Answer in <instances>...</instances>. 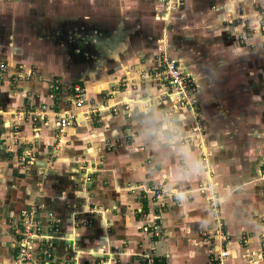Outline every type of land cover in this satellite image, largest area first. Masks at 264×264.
Listing matches in <instances>:
<instances>
[{"label":"crops","instance_id":"crops-1","mask_svg":"<svg viewBox=\"0 0 264 264\" xmlns=\"http://www.w3.org/2000/svg\"><path fill=\"white\" fill-rule=\"evenodd\" d=\"M182 3L169 11L157 0H0V63L9 67L0 72V264H10L14 245L3 220L32 204L61 264H138L142 254L161 264H218L222 251L221 264H264V0ZM160 44L194 80L201 136L188 110L159 97L152 76L134 89L119 83L160 73ZM15 67L34 76L14 82ZM223 99L227 118L232 106L251 108L234 117L245 119V131L215 121ZM43 105L47 119L34 120ZM57 114L76 116L62 135ZM150 186L162 190L160 201L145 194ZM82 220L92 225L76 227ZM150 223L157 237L143 231Z\"/></svg>","mask_w":264,"mask_h":264},{"label":"built area","instance_id":"built-area-1","mask_svg":"<svg viewBox=\"0 0 264 264\" xmlns=\"http://www.w3.org/2000/svg\"><path fill=\"white\" fill-rule=\"evenodd\" d=\"M162 4L167 10L173 11L180 9L183 5L182 0H157ZM257 19L259 20V27L257 32L264 33V13H261ZM249 33H255L256 30L252 28H247ZM160 52H162L161 61H163L162 70L160 73L156 74L157 81L159 82L158 92L159 97H174L176 103L174 109L184 108L192 114L194 118V123H192L191 131L195 132L197 135L202 134V125L200 124L198 118L199 114L196 112L197 101L195 99L196 86L194 80L189 75H184L181 73L180 68L177 66V63L173 60L168 59L165 45L160 47ZM9 70V67L6 64L0 63V72L4 73ZM14 76L13 81H20L25 78H32L34 75L31 72H25L22 68H13ZM58 83L53 82L50 84L51 94L49 95L50 99L54 97V94L58 90ZM74 96L73 102L75 103L76 108H82L85 102L83 97V90L80 87H74ZM153 99L146 102H152ZM142 102V104L146 103ZM178 107V108H177ZM43 111L33 112L32 118L34 120H44L47 119V114L49 111L45 105L42 106ZM48 111V112H47ZM115 111V109L113 110ZM56 121L54 122L55 128L58 131L59 135H62L65 129L76 122V116L73 114H57ZM197 118V119H195ZM198 120V121H197ZM30 153L26 154V157H31ZM25 158L21 159V162L24 164L28 163V160ZM32 158V157H31ZM202 162L204 165L207 164V155L202 153ZM44 177V175H43ZM261 186L263 188L264 195V162L260 168V177ZM86 181H90L89 174L86 177ZM209 189V188H208ZM145 194H150V199L153 201H160L163 193L160 189L148 188L146 189ZM203 193V190L200 191ZM209 205L215 209V198L214 196H208ZM162 206V205H160ZM41 210V206L38 204H32V206L20 214V234L19 239L14 242V264H56L57 260L54 256V245L53 240L54 236L45 235L42 233V223L38 218V213ZM88 213H92L89 211ZM48 217L53 218L51 213H48ZM78 218V216H77ZM85 220H82L81 224L84 225ZM78 224L76 227H78ZM91 220H88V226H91ZM52 231L57 232L58 224L57 221L50 222ZM143 231L148 233L150 237H157L159 233L155 231L154 223H150L142 226ZM217 234V233H216ZM204 238H208L209 235L203 234ZM228 253L226 251L219 252L217 255V262L221 264L222 260ZM264 258V253L261 255ZM138 264H159L158 256L154 254H142L140 255Z\"/></svg>","mask_w":264,"mask_h":264},{"label":"rangeland","instance_id":"rangeland-1","mask_svg":"<svg viewBox=\"0 0 264 264\" xmlns=\"http://www.w3.org/2000/svg\"><path fill=\"white\" fill-rule=\"evenodd\" d=\"M112 28H115V26L114 27H112ZM77 29V28H76ZM96 29H98V28H96ZM76 34H78V32H76ZM177 40V37H172V39L170 40V46H171V44H172V49H175V50H179V44L178 43H175V42H173V41H176ZM77 45H78V43H76ZM162 45H165V48H166V53H167V45L166 44H160V46L158 45L157 46V57H156V61L160 64V66H162L163 65V61H161V56H162V52H160L159 50H160V47L162 46ZM174 45V46H173ZM176 45H178V46H176ZM168 54V53H167ZM160 59V60H159ZM168 59H170V60H173V61H175L176 63H177V66L180 68V71H181V73L182 74H184V75H189V74H185V73H183L182 72V70H181V67H180V62L177 60V59H172V58H170L169 56H168ZM161 63H162V65H161ZM161 68V67H160ZM153 72L154 71H152V70H149L147 73H144V74H141L140 76H139V80H136V79H134L132 82H128L129 80H126V82H124V81H120L119 83H121V84H127V85H125V86H130L132 89H134V88H136V87H138L139 85H140V83L142 82V81H144V79H146V78H148V77H153L155 80H157V78L155 77L156 76V74H153ZM189 76H191V75H189ZM68 77H70V78H73L74 76H66V78H68ZM89 78H90V76H88ZM79 79H84V78H82V77H80V78H78V80ZM87 81V80H86ZM14 82H17V81H14ZM83 82V81H82ZM58 83V82H57ZM74 87H78V85H74L73 86V88ZM225 88H227V85H226V87ZM234 92H236V93H238L237 91H234ZM227 93V92H226ZM161 98L162 99H164V98H166L165 96H161ZM229 99H227V100H225V99H223V101L221 102V103H219L218 105H215V107H216V109H215V112H216V116L217 117H219V118H214V119H216L215 121H217V122H220V120H223V121H229L228 122V126H230V128L231 129H234V128H237V131H240V130H242V128L243 127H245V125H247L246 123H244V122H246L245 121V119L244 118H234V117H239V115H242V114H244L246 117H247V115H248V111L251 109V108H248V110H247V108H246V106H243V104L241 103V105H236V106H232L231 108L236 112V115H234L232 118H227L228 117V115H231V113H229V110H228V107L231 105V104H229L227 101H228ZM232 100V99H231ZM224 101H225V103H224ZM156 102V101H155ZM176 103V102H175ZM175 105V104H174ZM124 106H127V108H126V110H128V111H130V109H131V106L130 105H124ZM145 107V106H144ZM178 108V107H177ZM179 109H181V108H179ZM182 109H184V108H182ZM172 110H176V109H174V108H172ZM196 112L199 114V109L197 108V106H196ZM36 112H39V114H40V112L41 111H43V109H42V107H41V109H38V110H35ZM14 115H16V117L17 118H21L22 116H23V114L21 113V112H15V114ZM189 116H190V126H192V123H194V118H192V114L190 113L189 114ZM253 117H254V114H253ZM252 117V118H253ZM195 119H197V118H195ZM246 119H248V118H246ZM255 119V118H254ZM198 120H199V122H200V124L202 125V122H201V118H198ZM197 120V121H198ZM238 122V123H237ZM202 131H203V126H202ZM242 131H245V129L244 130H242ZM261 152H263L264 153V146H263V148H262V150H261ZM260 177V176H259ZM259 177H258V181L260 182V180H259ZM150 187H153V186H150ZM208 186H206V187H202V188H204V190H203V193L202 194H207V192L209 191V192H211L212 190L211 189H207V190H205V188H207ZM209 188V187H208ZM153 189H156V187H153ZM157 189H159V188H157ZM160 191H162L161 189H160ZM208 192V193H209ZM262 194H263V192H262ZM208 195V194H207ZM206 195V196H207ZM151 196V195H150ZM210 196V195H209ZM211 196H215V195H211ZM207 200V199H206ZM263 200H264V195H263ZM215 204H217L216 202H215ZM216 207H217V205L215 206V209H216ZM211 208L212 209H214L212 206H211ZM19 217L20 216H18V217H16V218H10V219H8V221L6 220L5 221V219L3 220V224L5 225V227H6V229H7V231H9V233L11 234V230L13 231V234H14V236H12V238H14V240H13V242H15L16 240H18L19 239V236H22L21 234H20V219H19ZM79 218V217H78ZM7 219V218H6ZM6 222V223H5ZM84 225H88V220H85L84 222ZM257 223H258V225L260 226V225H262V226H264V216H262V217H260V218H258L257 219ZM12 225H13V227H12ZM81 225H83V224H81ZM10 226V227H9ZM14 229V230H13ZM261 243H262V245L264 246V234H262L261 236ZM14 250H15V248H14V245H13V254H12V258H11V262H10V264H14L13 263V259H14ZM262 253H264V251L262 252ZM261 256V255H260ZM214 262V261H213ZM56 264H61L59 261H57L56 262Z\"/></svg>","mask_w":264,"mask_h":264},{"label":"trees","instance_id":"trees-1","mask_svg":"<svg viewBox=\"0 0 264 264\" xmlns=\"http://www.w3.org/2000/svg\"><path fill=\"white\" fill-rule=\"evenodd\" d=\"M144 202V201H143ZM146 203H147V201H146ZM160 263V262H159ZM161 264V263H160Z\"/></svg>","mask_w":264,"mask_h":264}]
</instances>
